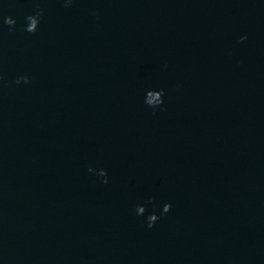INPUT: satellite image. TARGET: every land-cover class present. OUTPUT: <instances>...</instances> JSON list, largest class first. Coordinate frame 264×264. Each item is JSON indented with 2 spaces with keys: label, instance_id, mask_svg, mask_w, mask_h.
Masks as SVG:
<instances>
[{
  "label": "water",
  "instance_id": "obj_1",
  "mask_svg": "<svg viewBox=\"0 0 264 264\" xmlns=\"http://www.w3.org/2000/svg\"><path fill=\"white\" fill-rule=\"evenodd\" d=\"M0 264H264V0H0Z\"/></svg>",
  "mask_w": 264,
  "mask_h": 264
}]
</instances>
